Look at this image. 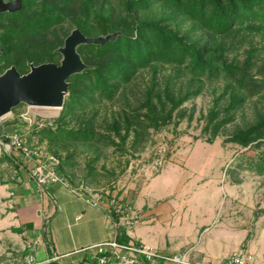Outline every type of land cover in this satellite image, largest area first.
I'll list each match as a JSON object with an SVG mask.
<instances>
[{
    "label": "trees",
    "instance_id": "1",
    "mask_svg": "<svg viewBox=\"0 0 264 264\" xmlns=\"http://www.w3.org/2000/svg\"><path fill=\"white\" fill-rule=\"evenodd\" d=\"M66 20L87 36L121 33L105 44L77 47L89 67L68 78L69 93L51 123L29 126L59 159L61 174L80 147L94 152L92 162L110 147L135 156L151 130L192 119L184 103L205 87H222L203 115L212 137L247 100L264 97V0H22L19 10L0 13V62L20 72L28 62H58L56 30ZM184 21L190 26L180 33ZM163 67L170 71L160 79ZM227 141L264 145V105ZM255 167L264 173V158Z\"/></svg>",
    "mask_w": 264,
    "mask_h": 264
},
{
    "label": "rangeland",
    "instance_id": "2",
    "mask_svg": "<svg viewBox=\"0 0 264 264\" xmlns=\"http://www.w3.org/2000/svg\"><path fill=\"white\" fill-rule=\"evenodd\" d=\"M189 26L188 21L182 22L178 26L179 32H186ZM73 28L75 26L69 20L57 26L58 39L62 42H58L56 48L63 44ZM58 54L59 62L61 54ZM12 64L0 62L1 72ZM169 71V67H163L158 73L159 78L164 79ZM142 77L148 78L149 72L143 71ZM215 87L216 91L205 87L202 93L184 103L193 111L192 119L184 117L177 124L171 122L159 130H151V139L135 156L120 154L110 147L92 162L94 152L80 147L74 155V163L65 168L63 175L94 190L111 192L130 184L141 186L151 178L148 175L153 177L162 169L168 170L166 180L171 197L176 198L174 193L181 189L185 193L182 200H187L185 212L190 222L198 218L202 224L195 227L196 261L216 262L244 246L251 253V264H264V173H258L255 167L264 158V145L241 147L227 141L233 131L254 121L257 111L263 108L264 97L247 100L235 111L233 119L212 137V132L204 128L206 118L203 115L221 91V84ZM60 110L20 103L0 118V264L19 259V248L23 243L22 240L15 242L10 235L13 231L2 225L8 208L6 184L16 178L17 173L14 161L6 157L9 147L3 137L17 130L25 133L29 140L38 141L29 126L35 122L51 123ZM210 138L212 141H208ZM38 142L47 150L46 141ZM163 144L167 151L157 170L153 168V160L158 147ZM188 231L191 234L192 227H188Z\"/></svg>",
    "mask_w": 264,
    "mask_h": 264
},
{
    "label": "crops",
    "instance_id": "3",
    "mask_svg": "<svg viewBox=\"0 0 264 264\" xmlns=\"http://www.w3.org/2000/svg\"><path fill=\"white\" fill-rule=\"evenodd\" d=\"M14 166L16 178L6 184L8 208L2 225L13 231L10 235L15 242L22 240L21 255L32 254L37 264L50 260L86 264L93 246L111 240L145 244L163 254H186L196 260L195 227L202 224L198 218L190 222L181 189L174 193L176 198L171 197L168 170L162 169L141 186L130 184L111 191L130 202L138 215V221L128 226L104 205L92 206L60 183L40 187L25 168L15 162ZM188 227H192L191 234Z\"/></svg>",
    "mask_w": 264,
    "mask_h": 264
},
{
    "label": "built area",
    "instance_id": "4",
    "mask_svg": "<svg viewBox=\"0 0 264 264\" xmlns=\"http://www.w3.org/2000/svg\"><path fill=\"white\" fill-rule=\"evenodd\" d=\"M7 155L28 174L40 187L60 183L92 206H105L109 213L118 215L119 221L128 226L138 221L133 205L111 192L97 191L84 183H74L67 176L57 171V158L44 149L38 141H31L21 131L6 134ZM4 144V142H2ZM167 147L160 145L155 153L153 168L158 170ZM156 170V171H157ZM153 175V173H152ZM152 177L151 175H148ZM94 252L86 264H251L252 256L248 248L240 246L216 262L204 263L191 260L186 254L167 255L145 244H124L116 240L105 241L93 246ZM9 264H37L30 253L23 254Z\"/></svg>",
    "mask_w": 264,
    "mask_h": 264
},
{
    "label": "water",
    "instance_id": "5",
    "mask_svg": "<svg viewBox=\"0 0 264 264\" xmlns=\"http://www.w3.org/2000/svg\"><path fill=\"white\" fill-rule=\"evenodd\" d=\"M22 7V0H0V13L15 12ZM1 30V29H0ZM120 31L97 36H87L79 28H73L54 49L61 54L58 63L53 61L34 64L28 62L29 70L21 73L12 64L0 72V118L20 103L29 106L62 108L69 93L68 78L89 67L77 47L81 44H105L113 41ZM0 48V56H1Z\"/></svg>",
    "mask_w": 264,
    "mask_h": 264
},
{
    "label": "flooded vegetation",
    "instance_id": "6",
    "mask_svg": "<svg viewBox=\"0 0 264 264\" xmlns=\"http://www.w3.org/2000/svg\"><path fill=\"white\" fill-rule=\"evenodd\" d=\"M58 63V62H57Z\"/></svg>",
    "mask_w": 264,
    "mask_h": 264
}]
</instances>
